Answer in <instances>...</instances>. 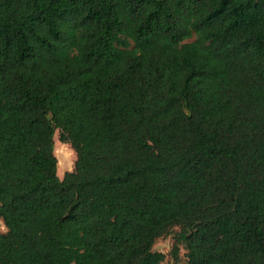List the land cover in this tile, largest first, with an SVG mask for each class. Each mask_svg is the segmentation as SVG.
<instances>
[{
    "label": "trees",
    "instance_id": "obj_1",
    "mask_svg": "<svg viewBox=\"0 0 264 264\" xmlns=\"http://www.w3.org/2000/svg\"><path fill=\"white\" fill-rule=\"evenodd\" d=\"M0 220V264L175 229L174 264H264V0H0Z\"/></svg>",
    "mask_w": 264,
    "mask_h": 264
},
{
    "label": "rangeland",
    "instance_id": "obj_2",
    "mask_svg": "<svg viewBox=\"0 0 264 264\" xmlns=\"http://www.w3.org/2000/svg\"><path fill=\"white\" fill-rule=\"evenodd\" d=\"M54 145H55V155L57 156V176L61 180L65 172L72 171L74 162L76 160L74 152L70 149L67 144H61L58 141V131L54 133ZM178 231L175 229L172 233H169L156 240L153 250L165 254V260L161 264H174L173 259L171 258L170 252L174 244V235ZM6 232V229L0 220V233ZM179 251V261L177 264H186L185 259V250L183 246H180Z\"/></svg>",
    "mask_w": 264,
    "mask_h": 264
}]
</instances>
